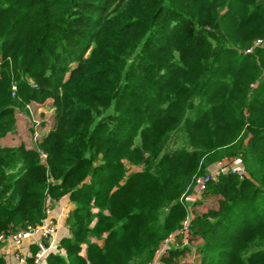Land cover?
Returning <instances> with one entry per match:
<instances>
[{
  "label": "trees",
  "instance_id": "16d2710c",
  "mask_svg": "<svg viewBox=\"0 0 264 264\" xmlns=\"http://www.w3.org/2000/svg\"><path fill=\"white\" fill-rule=\"evenodd\" d=\"M49 100L46 134L0 143V236L68 196L47 264H148L194 177L240 158L191 205L188 245L200 264H264V0H0V142ZM175 240L162 264H190Z\"/></svg>",
  "mask_w": 264,
  "mask_h": 264
},
{
  "label": "rangeland",
  "instance_id": "374dc122",
  "mask_svg": "<svg viewBox=\"0 0 264 264\" xmlns=\"http://www.w3.org/2000/svg\"><path fill=\"white\" fill-rule=\"evenodd\" d=\"M87 55L88 53L86 54V56ZM49 102L50 100L47 101L45 105H42L37 108L34 106L25 105L24 108H21L20 110H18L17 117H16V134L12 137H10V135H7L0 142L1 145L13 146L21 142H24L26 145L34 144L35 143L34 139H32L34 135L43 136L44 134H46L50 130L52 125L54 124V119H53L54 109L53 107H51V104ZM37 124L38 125L41 124L40 126L42 129L37 130L36 129ZM40 160L42 159L40 158ZM42 162H45V161H42ZM220 172H224V173L237 172L239 174L241 173L244 174L242 171V164H241L240 158H222L220 160H217L214 163L207 166L205 171L199 172L194 177V179L196 177L213 175L216 180ZM202 198H203V193L197 192V190L194 187V181H192L190 188L187 189L186 193L182 196V199H181L185 201L186 204L189 206L186 217L188 216L189 218H191L197 213L205 212L203 209L206 206L201 207V208L196 207L195 209L193 208L194 210L190 208L193 203L203 200ZM207 204L210 205L212 204V202L207 201ZM52 209L53 207L50 208V211ZM186 246H189L190 252L186 255V257H184L185 261L190 264H200V256L199 254L196 253L195 247L193 245H186ZM155 255L156 253L154 254L152 260H155L156 264H162L161 256L163 254L159 256L158 255L155 256Z\"/></svg>",
  "mask_w": 264,
  "mask_h": 264
},
{
  "label": "built area",
  "instance_id": "2783aa9c",
  "mask_svg": "<svg viewBox=\"0 0 264 264\" xmlns=\"http://www.w3.org/2000/svg\"><path fill=\"white\" fill-rule=\"evenodd\" d=\"M15 93H16V87L12 86V95H15ZM40 158L42 159V161H45L46 155L43 152H40ZM220 173H224V172H220ZM214 180L215 178L213 175L196 177L194 179V187L197 190V192L203 193L206 190L207 184L210 181H214ZM50 208H51L50 205L46 206L45 209L46 217L41 222V224L35 227H28L25 230L17 231L16 233L11 234L7 238L0 236V241L3 242L6 239H9L17 249H20L22 244L26 240H28L32 235L34 234L38 235L40 237V240L36 243L37 250L36 253L32 256L33 257L32 264H38L40 261H42L44 258H46L49 255L52 249H54L52 245V237L56 232V223L54 219L49 217ZM190 219L191 218H189L188 216L185 217V219L181 224V228L176 233L168 235L166 238H164L161 241L159 248L155 252L156 253L155 256L162 255L164 252L169 250V248L179 247L178 243L175 240L176 235L180 237L181 244L183 246L188 245V240H187L189 235L188 224ZM56 251L63 252V250L59 249V247L56 248ZM16 257L18 259L19 264H28V261L24 256L17 254ZM148 264H156V262L155 260H152Z\"/></svg>",
  "mask_w": 264,
  "mask_h": 264
},
{
  "label": "crops",
  "instance_id": "0c3cea01",
  "mask_svg": "<svg viewBox=\"0 0 264 264\" xmlns=\"http://www.w3.org/2000/svg\"><path fill=\"white\" fill-rule=\"evenodd\" d=\"M72 207L73 205L70 203L68 196H64L54 205L49 213V217L54 219L57 223L56 232L52 237L54 249H52L50 253L57 252L56 248L60 246L61 240L70 237V231L66 225V218ZM39 240L40 237L34 234L22 244L20 249H17L9 239H6L0 246V256L4 258L5 264H19L16 257L17 254L24 256L28 261L32 257V250L36 248V243ZM38 264H47L46 258Z\"/></svg>",
  "mask_w": 264,
  "mask_h": 264
}]
</instances>
